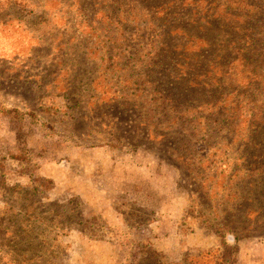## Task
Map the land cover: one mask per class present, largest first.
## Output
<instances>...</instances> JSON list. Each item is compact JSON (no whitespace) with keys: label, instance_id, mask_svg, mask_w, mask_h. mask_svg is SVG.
<instances>
[{"label":"rangeland","instance_id":"1","mask_svg":"<svg viewBox=\"0 0 264 264\" xmlns=\"http://www.w3.org/2000/svg\"><path fill=\"white\" fill-rule=\"evenodd\" d=\"M195 3L0 0V218L26 199L52 202L39 212L46 233L53 217L70 223L56 203L76 199L98 235L77 223L54 230L39 247L51 252L44 264H131L147 243L179 264L186 252L221 246L193 215L223 214L245 133L221 128L203 106L209 87L191 95L172 83L212 55L199 58L186 29L171 33ZM169 101L176 107L165 113ZM43 179L53 187L43 190ZM3 230L0 264H18L17 240ZM226 239L234 264H264V235Z\"/></svg>","mask_w":264,"mask_h":264},{"label":"trees","instance_id":"2","mask_svg":"<svg viewBox=\"0 0 264 264\" xmlns=\"http://www.w3.org/2000/svg\"><path fill=\"white\" fill-rule=\"evenodd\" d=\"M176 1L169 0L174 5ZM195 4H198L195 16L188 15L181 25L173 23L171 33L179 28L186 29L187 39L190 42L197 39L200 43L196 51L199 58H203L205 52L212 55L198 61L199 65L192 63L191 77L188 74L185 77L174 75L172 83L185 86L191 95L209 87L201 98L213 99L208 103L204 101L203 106H211V110L216 111L221 128L233 134L245 133L246 150L239 151L235 157L236 163L228 180L232 184L226 198H222L225 200L223 214H217L212 222L208 221L210 215L205 212L193 215L203 217L207 227L222 237L221 246L186 252L179 264H234L235 249L227 242V234H231L235 241L264 235V0H196ZM187 43L179 47H185ZM171 102L161 106L165 113L176 107ZM182 119H172L170 123L180 124ZM39 185L48 190L54 181L43 179ZM20 188L14 185L8 191ZM33 191L37 192L38 186H34ZM51 204L26 199L17 207L6 208L4 212L8 216L0 218V226H4L2 233L11 234L17 240L12 252L21 256L13 259H17L18 264H38L40 258L46 260L45 253L51 255L50 249L40 250L39 247L48 244V235L55 233L54 230L68 229L73 223L82 226V231L89 235L98 236L96 229L88 227L81 218L80 203L76 199L65 204L56 203L70 213L69 224L56 222L53 217L54 224L49 225L46 233L37 230L45 222L40 210H50ZM132 257L131 264H175L166 261L150 243L137 246Z\"/></svg>","mask_w":264,"mask_h":264}]
</instances>
